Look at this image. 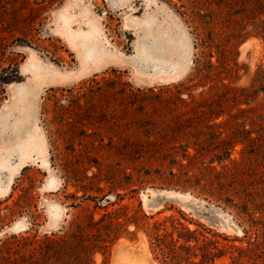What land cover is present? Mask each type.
I'll use <instances>...</instances> for the list:
<instances>
[{
	"label": "rangeland",
	"instance_id": "rangeland-1",
	"mask_svg": "<svg viewBox=\"0 0 264 264\" xmlns=\"http://www.w3.org/2000/svg\"><path fill=\"white\" fill-rule=\"evenodd\" d=\"M251 1L0 0V264H33L47 238L113 210L126 225L92 264H160L149 235L171 218L247 245L239 210L264 203ZM94 27L109 56L84 63ZM29 137L39 146L21 152Z\"/></svg>",
	"mask_w": 264,
	"mask_h": 264
},
{
	"label": "trees",
	"instance_id": "trees-1",
	"mask_svg": "<svg viewBox=\"0 0 264 264\" xmlns=\"http://www.w3.org/2000/svg\"><path fill=\"white\" fill-rule=\"evenodd\" d=\"M245 9L251 15L246 16L245 20H254L262 14L259 12L264 11V0H253ZM254 210V213L259 212V216H254L247 205L239 210L246 216L243 221L249 226L242 228V237L246 238L247 243L245 247L220 245L218 240L211 239L196 229H188L180 221L171 218L170 231L164 226V231L158 232L160 226L164 225V220L153 224V230L148 234L152 252L160 264H216V259L227 251L231 254V262L227 264H264V203L255 205ZM126 221L128 225L132 221L131 224L137 226L135 219L127 218ZM125 225L119 220V212L106 211L97 220L88 219L86 224L77 225L66 237L47 238L41 256L33 264H92V255L96 251L108 252L110 245L120 236L121 227Z\"/></svg>",
	"mask_w": 264,
	"mask_h": 264
},
{
	"label": "bare ground",
	"instance_id": "bare-ground-1",
	"mask_svg": "<svg viewBox=\"0 0 264 264\" xmlns=\"http://www.w3.org/2000/svg\"><path fill=\"white\" fill-rule=\"evenodd\" d=\"M91 30V29H90ZM69 31H71V30H69ZM89 31V30H88ZM75 31H73L72 33L73 34H75L74 33ZM90 32V31H89ZM89 32H86L85 31V33H84V31H83V34H87V35H94V38H95V40H93V41H90L89 39H88V42H84V41H82V43L81 44H77V43H80L81 42V40H80V42H76L75 41V43L78 45V49L80 50V54H81V58H82V60H83V62L84 63H89V62H93L94 64H97V63H99V62H103V61H105V59H107L108 58V56H109V53L105 50V48H103L102 47V44L100 43V39H99V30L97 29V28H95L94 27V29L93 30H91V32L89 33ZM71 33V32H70ZM81 34H82V32H81ZM77 35V34H76ZM85 36V38L87 37V38H89L88 36ZM79 36H80V34H79ZM76 37V36H75ZM91 37V36H90ZM73 38H74V36H73ZM77 39V38H76ZM76 39H74V40H76ZM80 39H81V37H80ZM93 39V38H92ZM82 40H84V39H82ZM77 41H79V37H78V39H77ZM87 41V40H86ZM79 46H80V48H79ZM29 138H31V137H29ZM27 139V142L24 144V145H22V146H20L19 148H20V151L21 152H26L27 150H29L30 148H34V147H36V146H39V144H37V142H34L33 141V138H31V139ZM7 158V157H6ZM6 158L5 157H1L0 156V168L1 167H3L4 166V164H6V162H7V160H6ZM2 170V169H1ZM18 170V169H17ZM53 207V206H52ZM53 209H54V207H53ZM57 210V209H56ZM54 212V211H53ZM58 213V212H57ZM53 214V213H52ZM55 215V214H54ZM57 215L58 214H56V217H57ZM22 226V225H21ZM16 228V227H15ZM18 228H19V226H18ZM124 260H126L125 262H121V264H146V263H144L142 260H140V259H124ZM118 264H120V263H118Z\"/></svg>",
	"mask_w": 264,
	"mask_h": 264
}]
</instances>
